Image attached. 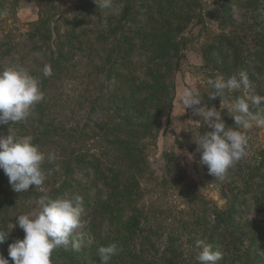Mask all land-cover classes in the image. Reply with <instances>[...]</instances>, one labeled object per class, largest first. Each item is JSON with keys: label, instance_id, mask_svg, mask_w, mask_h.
<instances>
[{"label": "trees", "instance_id": "16d2710c", "mask_svg": "<svg viewBox=\"0 0 264 264\" xmlns=\"http://www.w3.org/2000/svg\"><path fill=\"white\" fill-rule=\"evenodd\" d=\"M35 1L38 17L29 22L23 38L28 49H23V39L13 41L4 34L0 59L14 56L10 63H0V69H27L38 78L44 99L26 120L0 125V134L6 135L11 127L18 136L31 135L32 142L46 156L54 152L56 160L43 163L47 178L42 187L30 186L21 193L13 191L0 169V230L9 233L0 243V255L13 264L8 246L25 236L16 225V216L31 203L45 194L66 199L78 193L85 209L83 249L79 253L55 249L52 264H101L98 247L112 243L122 251L109 264H199L198 240L223 253L218 264H258L256 258L264 254V165L259 168L260 181L252 183L254 187L243 182L242 192L236 189L235 179L246 180L239 172L240 161L229 169L228 190L221 191L229 200L227 208L206 199L197 189L179 187L185 173L181 153L188 150L200 161L195 141L201 132H196L210 129L203 121L200 126L189 125L174 140V149L161 156L166 173L157 184L159 196L165 194L164 184L173 185L176 197L181 198L175 200L186 209L177 210L180 216L167 217L169 209L155 206L159 196L151 197L155 187L147 189L155 177L148 149L169 126L175 76L186 61L188 39L193 38L185 30L192 21L205 28L203 0H119L120 9L104 18L94 0H78L66 11L55 7L57 0ZM261 2L238 1L246 10L243 16L248 17L238 24L230 0H213L210 13L218 22V31L202 45L199 69L208 78L246 71L249 79L262 81L255 89L264 95ZM3 6L4 0L0 12ZM46 64L52 67L50 77L43 76ZM211 92L209 86L204 95L207 103L213 100L208 96ZM82 110L95 114L94 120L80 118ZM219 111L226 127H236L227 109ZM89 172L92 177L86 182L75 177ZM209 176L204 173L201 179ZM243 194L249 196L245 204L252 218L240 223L234 218V202H243ZM173 207L171 214L176 213Z\"/></svg>", "mask_w": 264, "mask_h": 264}, {"label": "clouds", "instance_id": "9594fccd", "mask_svg": "<svg viewBox=\"0 0 264 264\" xmlns=\"http://www.w3.org/2000/svg\"><path fill=\"white\" fill-rule=\"evenodd\" d=\"M102 10L112 7V0H94ZM52 67H43V76L50 77ZM207 84L212 92L210 99H225L232 92H239L227 108L221 104V110L234 118L236 127H226L221 118V111L215 107L201 105L202 96L193 88H184L180 94V104L184 111L191 108L201 117L212 131L199 135L195 141L197 151L201 152L199 163L207 166L210 175L223 180L228 171L237 162L247 156V131L255 128L264 129V95L256 92L253 82L246 71L225 77L223 74L209 78ZM44 99L38 78L23 67H5L0 69V125H11L34 115L33 109ZM31 135L18 136L9 127L7 134H0V169L8 177L9 184L17 193L30 190V186L40 188L46 181V172L42 168L47 159L53 163L56 154H46L34 144ZM189 155V159H191ZM34 213L18 215L16 224L24 231L22 240L18 239L8 246V256L13 264H52V252L63 248L81 252L83 240L78 238L77 229L84 226L81 217L85 212L84 198L73 194L66 199H53L47 194L37 201ZM9 233L0 230V243L8 239ZM200 249L196 259L199 264H218L223 253L213 251L212 245L205 240H198ZM122 249L112 243L98 247L101 264H109ZM0 264H10L9 259L0 255Z\"/></svg>", "mask_w": 264, "mask_h": 264}, {"label": "rangeland", "instance_id": "374dc122", "mask_svg": "<svg viewBox=\"0 0 264 264\" xmlns=\"http://www.w3.org/2000/svg\"><path fill=\"white\" fill-rule=\"evenodd\" d=\"M2 0H0L1 2ZM78 0H57L55 7H59L61 10L66 11L68 8H71L75 2ZM243 0H230L231 2V14L233 15L234 22L238 24H243L245 19L248 17H244L245 9L241 8L237 2ZM262 1V0H261ZM205 5V24L204 29H201L200 25H196L195 22H191L185 30V34L189 37L193 35L192 39L189 40V44L185 50L186 53V61L183 63L180 70L176 73L175 76V90H174V100H173V109L171 113V118L169 122V126L164 132H160L157 136L155 144L150 146L148 149V161L150 163L149 167L155 176L153 180L149 181L148 187L154 189V194L151 195L152 199L159 196L160 188L157 186L158 182L166 173L164 167V161L161 159L162 153L164 151H172L175 147L174 140L179 136L183 135L184 131L189 128V125L200 126L203 119L195 114V112L191 108H187L184 111L183 106L180 104V94L183 89L193 88L197 90L202 96L201 105L199 106H207L208 108L215 107L218 111L221 110V104L224 107H228L229 104L235 100L236 96L234 92L230 93L227 96L228 99H232L230 102H219L218 100L213 99L211 103H207L204 95L208 93L209 85L207 84V80L209 79L202 71L199 69V65H201V49L203 48V44L207 41H211L212 33L217 30L218 22L213 17L211 10L214 7L213 0H203ZM119 0H112V7L107 10L100 9L102 17L104 18L107 13H116L120 9ZM4 10L0 12V38L7 34L12 40H22L25 38V31L28 29V24L30 21L36 20L38 17L39 5L35 0H4ZM259 11L262 13V17L264 19V2L259 3ZM67 14V13H66ZM23 49H28V44L24 43L23 39ZM33 52H37L33 50ZM14 55L4 56L0 59V63L8 64L11 59H13ZM29 60V59H28ZM12 64V63H11ZM14 65V64H13ZM253 82V86L256 88L262 85V81H256L254 79H250ZM239 93V92H238ZM241 95V93H239ZM81 114V115H80ZM78 116L80 118L90 117L94 120V115H90L86 113V110L80 113ZM204 122V121H203ZM212 131V129H201L196 133L201 132L203 135L206 132ZM199 134V135H200ZM198 135V136H199ZM248 136V149L247 156L243 158L240 164V175H244L246 180H241L239 178L236 179L237 187L236 189L241 192L244 191L243 182H246L250 187H254L252 183L260 181L258 177L260 166L264 165V129L253 128L247 131ZM189 155H191V159H189ZM182 159V164L185 167V173L183 174V179L179 183V187L181 186H189L190 190L199 191L203 197L209 199L216 203L221 208H227L229 204V200L223 198L221 191L226 192L228 190L229 182L231 181L230 177H226L223 180H214L212 176H209L208 179L203 180V174L209 175L207 166L201 165L193 154H191L188 150H185L180 155ZM234 167H232L233 169ZM264 168V167H263ZM77 179H81L82 182H86L91 179V174L89 172L88 175L84 173L75 174ZM251 177V178H250ZM264 180V179H263ZM264 182V181H263ZM157 186V187H156ZM164 195H161L155 201V206L164 210H171L176 206V213L166 212L167 217L172 218V216H180L179 211L181 209H186L184 204L175 200L177 190L173 185L164 184ZM237 190V191H238ZM245 200L241 203H235V214L234 218L238 221L240 220L242 223L247 219L252 218V213L247 208L245 202L249 200V196L247 194H243ZM243 198V199H244ZM65 199V198H64ZM181 199V198H179ZM233 200V199H232ZM231 200V201H232ZM241 200V198H239ZM230 201V202H231ZM237 202V201H236ZM36 201L29 205V208L26 211H23L22 214L34 213L37 210ZM174 210V209H173ZM213 215V213H211ZM207 214V216H211ZM84 217V216H82ZM81 217V219H82ZM213 217V216H212ZM85 226V221L82 219ZM166 221H169L167 219ZM17 225V224H16ZM18 226V225H17ZM84 226L80 229L76 230L75 235L78 238L83 239V235L86 234ZM19 227V226H18ZM19 229H21L19 227ZM22 230V229H21ZM259 251V250H258ZM260 257V256H259ZM256 258L258 264H264V254L261 259Z\"/></svg>", "mask_w": 264, "mask_h": 264}]
</instances>
